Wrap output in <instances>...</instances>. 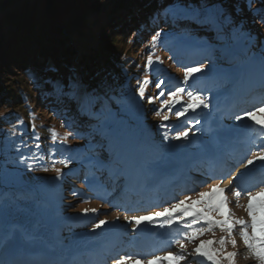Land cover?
Masks as SVG:
<instances>
[{
  "label": "rangeland",
  "instance_id": "1",
  "mask_svg": "<svg viewBox=\"0 0 264 264\" xmlns=\"http://www.w3.org/2000/svg\"><path fill=\"white\" fill-rule=\"evenodd\" d=\"M247 1L240 8L233 6L232 0L211 2L210 4H208L210 1L204 2L206 5L200 11L202 14L205 10L222 14L219 22L213 27L217 29L220 27V30H225V33L220 35L221 38L227 39L222 40L223 44L209 45L205 41H201L199 36L191 33H182L180 36L172 37L170 33L173 29H163L155 42L153 36L150 38L151 43L148 44L151 50H149L148 56L151 55L153 61H162V63H154L151 71L163 68L165 71L174 74L180 81L173 84V89L181 86L186 70V68H179L178 65L189 59L190 54L202 51L200 55L203 56V59L208 58L210 60V63L203 60L185 61L189 67L203 65L204 70L194 74L189 81V88L186 89V92L187 90H199L201 95L211 97L209 100L210 108H200L198 112L187 113L185 117L179 119L173 112L170 114L165 109L163 114L169 115V119L164 121L163 116L154 115V111L161 107L162 100L168 98L167 92L170 87L164 84L165 96L159 97L160 89H157L156 83H154L153 87L150 86V92L145 89L143 99L137 95L135 99L122 102L117 115L111 116V120L104 125V129L110 132V154L107 153V147H99L95 140L82 139L78 130L70 132L76 139L70 140L63 130L66 127L63 121L58 122L61 129L58 131L53 117L49 123L51 127L45 134L44 125L47 124V121L32 114V104L28 100L23 106L17 102L3 106L0 109V245L7 246L16 237L24 240L27 245L32 243L51 244L49 234L53 232L60 243V248L66 249L67 246L77 243L85 244L86 237L84 240H78L73 234L81 233L86 236L88 231L103 232L104 226L114 219H119L120 222L125 223V220L128 221V219L140 215L142 211L150 214L162 211L163 208L154 209L158 203V197L151 195L144 199L142 198L144 194L140 198L135 197L132 192H124L123 196L120 194L119 183L129 173L130 162L134 156L140 155L142 157L144 170L147 173L152 164L167 158L168 150L185 148L192 155L199 153L198 137L213 135L209 128L210 118L221 119L223 124H226L224 126L239 125L250 128L252 121L245 119L236 122L235 116L244 113L245 110L256 109V107L264 105L259 106L255 103L264 99V90L258 93L250 103H243L240 107L238 105L245 88L264 82V59L261 55L264 53V22L260 20L264 13H262L263 7L260 8L263 6L262 0L261 2L258 0ZM256 1L257 6L254 7ZM113 9L112 3L105 5L97 15L93 16L89 23L88 37L80 40L79 43L76 42L77 37H73L81 53L89 54L90 50H98L100 42L103 41L99 30L108 21L109 14ZM178 9L183 8H177L175 11ZM255 11L257 13H254ZM178 19L181 21L189 20L187 18ZM196 27L194 25V28ZM105 33L111 35L112 31H105ZM207 36L209 37V35ZM132 37L129 36V45L133 43ZM160 43H163L164 46H158ZM236 43H241L242 47L246 49L244 60L249 59L255 53L259 58V64L252 62L251 58L248 63H245V66L250 70L249 77L246 83L242 82L238 87L232 85L231 67L234 63L230 66L229 64L233 59L225 56L231 54V46ZM159 47L167 51L170 49L169 58L160 55ZM251 47L252 50H250ZM128 48L132 57L139 58L135 73L139 74L140 80L137 83H140L142 79L145 80V77L149 76V70L145 67L148 60L147 53L142 46L137 45L135 49ZM217 52L219 56L215 59L214 55ZM166 58L170 61L171 66L163 64ZM218 60L224 63L220 64ZM176 61L177 64L173 66V62ZM158 72L162 75H159L157 81L163 80L166 83L164 72ZM208 74H214L212 80L207 79ZM194 78L199 79L200 83H195ZM138 87L140 88L141 85ZM145 87L143 86V88ZM152 88L157 92V95L152 93ZM219 91H228V93L223 97H218ZM186 92L181 96V100L187 102ZM150 98L153 100L152 103H149ZM231 111L235 113H231ZM145 113L148 118L145 117ZM125 115H127L126 120L128 122L125 121ZM197 120L199 123L192 128L188 141L163 139L165 131L171 137L177 130L191 127ZM160 124H167L170 132L168 129L159 127ZM147 125H150V132L148 131L149 127H146L147 132L143 133L142 128ZM54 133L55 139L53 138ZM150 133L153 136L152 139ZM156 136L160 138L163 144L160 143L159 145L158 142L154 141ZM250 137H254V133H251ZM45 139L48 141L45 142ZM258 140L259 138L256 139V142ZM45 144L50 150L48 154H45ZM252 148L251 157L254 158L260 154L261 150L253 146ZM110 155L113 156V159H109ZM29 165L32 167L29 168ZM108 165L114 166V169L107 167ZM57 169L66 175L64 182H61L60 179H63L65 175L58 176ZM203 170L209 176L202 177L209 184L205 185L204 188L201 187L202 190L198 191L208 192L214 185L222 187L228 180L225 179L226 177L218 178L219 175L227 176L221 171L212 172L210 167L207 169L204 167ZM213 173H217V175L215 176ZM93 180L98 181L99 187L91 188L90 185ZM231 189L226 190L225 195L229 200L228 209L234 214L233 218L249 220L246 210L247 195L242 193L239 199V204L242 207H237V198ZM191 195L193 199H196V192ZM182 199L185 197L179 200ZM213 218L216 220L224 219L220 215H214ZM100 221L107 223L96 228L95 225ZM128 225L132 226L133 224L127 223L125 227H121L123 233L126 234L125 237L130 235ZM184 231L186 229L179 225L178 236H171L170 241L172 243L164 246L162 249L166 251L160 255L162 257L169 253L180 255L181 246L176 243L175 239L179 237L186 248L184 253L186 259L181 261V264H211L204 258L196 257L193 250L201 240L216 241L219 232L215 230L206 232L199 240L192 243L183 238ZM239 233L240 226L236 225L234 238L237 246L233 248L229 242L225 246V255L237 253L235 264H259V261L247 250ZM223 234L227 236V233L224 232ZM220 247L218 245L219 249ZM189 253L192 255H188ZM224 263L229 264L227 260H224ZM162 264L166 263L163 262Z\"/></svg>",
  "mask_w": 264,
  "mask_h": 264
},
{
  "label": "trees",
  "instance_id": "2",
  "mask_svg": "<svg viewBox=\"0 0 264 264\" xmlns=\"http://www.w3.org/2000/svg\"><path fill=\"white\" fill-rule=\"evenodd\" d=\"M218 1L223 0H0V109L28 100L35 116L47 121L45 134L53 117L58 131L63 121L70 129H81L85 139L103 140L102 123L138 95L139 58L128 47L142 46L148 55L150 38L160 30L197 34L194 25L201 29L202 24L173 19L172 13L181 7L201 11L204 2ZM232 1L238 8L248 2ZM111 3L114 9L99 30L103 41L98 50L81 53L73 37L77 43L88 37L93 16ZM167 58L163 64L170 66ZM73 79L79 82L76 89L69 87ZM146 81L149 92L152 80Z\"/></svg>",
  "mask_w": 264,
  "mask_h": 264
},
{
  "label": "snow or ice",
  "instance_id": "3",
  "mask_svg": "<svg viewBox=\"0 0 264 264\" xmlns=\"http://www.w3.org/2000/svg\"><path fill=\"white\" fill-rule=\"evenodd\" d=\"M264 3V0H262ZM221 13L219 12H209L205 10L202 14L197 9L186 8L178 9L172 13L173 19L176 18H187L193 20L195 23H209L217 24L220 20ZM261 22H264V16L260 18ZM159 35V33H157ZM155 42V38H154ZM262 59H264V53L261 54ZM154 63H162V61H153L152 56H148L146 69L152 70ZM204 70L203 65L187 67L184 73V79L181 82V86L176 87L167 92V99L162 100L161 107L154 111V115L163 116V120L167 121L169 115H164L165 109L168 113H172L175 109V115L179 119L185 117L188 112H196L197 109H209V100L211 97L201 95L199 90H187L189 88V81L192 79L194 74L200 73ZM148 83V81H144ZM165 82L159 80L156 82L155 87L160 89L158 96H165ZM59 87V86H58ZM69 87L76 89L79 87V82L73 79L69 84ZM187 95V102L181 100L183 94ZM145 89L141 86L138 89V95L141 99L144 98ZM153 100L150 98L149 103ZM180 105L179 108L176 106ZM260 117V118H258ZM250 120L254 125L259 126L264 130V105L252 110L247 111L242 114L235 116V121L240 122L241 120ZM199 123V120L195 121L191 127H185L184 129L177 130L175 134L169 137L168 132L163 133V139H172L175 141H188L189 133L192 128ZM159 127L168 128L167 124H161ZM55 139V133L53 135ZM257 161L264 162V146H261V152L259 155L252 159H247L246 167L254 165ZM67 163V162H65ZM29 168L32 166L29 165ZM47 171V169H44ZM58 176L62 175L59 169L56 170ZM246 173H241V177L245 176ZM233 180L237 178L232 177ZM233 195L237 198V207H242L239 204V199L242 193L247 195L248 204L246 206L247 214L249 220L234 219L233 213L228 209L229 200L225 195L226 189L220 185H214L210 191H196V199H193L192 195H186L185 199L178 200L172 203L168 207H164L162 211H156L149 215L144 216H134L128 219L129 224H135L137 227L147 222L148 224H154L159 220H165L166 225L171 228L174 224L180 225L186 231L183 232V238L189 242L195 243L200 239L202 235L206 232H213L215 229L219 228L221 231L227 233L226 237H222L218 241L201 240L200 243L194 248L193 252L196 257L204 258L206 261H210L211 264H224V260H227L229 264H235V257L237 253H227L225 255V246L230 242L232 247L237 246L236 239L234 238L235 226H240V236L246 246L247 250L255 257L259 264H264V177L261 179V185L257 191H252L243 188L239 181L233 185L231 189ZM95 211V210H93ZM87 214V211H85ZM214 214H218L224 219L216 220L214 219ZM107 223L106 221H100L95 225L96 228H100L101 225ZM194 225H200L199 227H193ZM135 230V229H134ZM181 246V254L173 255L169 253L166 256H154L151 259L141 258L139 256L126 255L115 261V264H162L166 261L167 264H181V261L186 259L184 253L186 252L185 245L181 240H177ZM219 244L221 247L219 250L212 247L214 244ZM188 255H192L189 253Z\"/></svg>",
  "mask_w": 264,
  "mask_h": 264
},
{
  "label": "bare ground",
  "instance_id": "4",
  "mask_svg": "<svg viewBox=\"0 0 264 264\" xmlns=\"http://www.w3.org/2000/svg\"><path fill=\"white\" fill-rule=\"evenodd\" d=\"M262 131V129L260 130ZM259 131V132H260ZM244 145V143L242 144V146ZM238 147V145H237ZM198 157H196L195 159H197ZM199 160V158H198ZM198 163V162H197ZM261 163V161H257V164ZM256 164V163H255ZM255 165H252L251 167H254ZM246 168V166H240L239 167V170L237 171V173L233 176H235L236 178L241 174V172ZM133 172V171H132ZM233 176H230V177H227L226 179H229L226 181V183L224 184V187L226 190H228L231 186H232V182L234 181L232 179ZM150 213H140L141 216H144V215H149ZM138 215V216H140ZM120 218V217H119ZM122 221V220H121ZM128 221L125 220V223L123 222H120L119 219H114L113 221H111L109 223V225L105 226L106 228V235H104L102 238L103 239H109V241L112 242V244L114 243H117V236L118 235H121V230L120 228L121 227H125L127 225ZM147 222H144L143 224H146ZM166 223V221H162V223H154L153 225L151 226H148L150 228H152L153 230H155V235L153 233V235H151L149 238H145V236L142 235V232L145 230L146 225L144 226L143 224H141L140 226H136L135 224L130 226L128 225L127 228L130 229V231L137 235L138 237H140L141 235L144 237V239H146L147 241V244L151 247V255L152 256H156V254L159 252L160 250V247L159 246H164L166 243H164V240H161V238L163 237H168L169 235H171V229H169L168 227H164V226H160V225H164ZM135 229V230H134ZM95 236H97L98 234H94ZM17 241L16 242H19L21 244V246L23 247L22 249V252L25 254H30L29 258L30 260L32 261H37L38 263H43L45 264V261L46 259H48V256L50 255L52 258H56L57 256H61L62 254H60V251L57 250L55 252L51 251V248L49 247L48 244L46 243H41V244H38V243H32L31 245H27V243L24 241V240H20L19 237H16ZM101 239V237L99 238ZM51 241H53V238L51 237ZM101 242V241H100ZM13 243V242H12ZM102 243V242H101ZM34 244V245H33ZM106 245V244H105ZM104 245V246H105ZM93 249V246H89V249L88 250H92ZM5 252V251H3ZM137 252V251H136ZM22 253V254H23ZM135 255L139 256V257H143V255H139V253H135ZM0 258H4L3 256ZM63 264H68L66 262V260H63L62 261ZM115 264V261L114 263Z\"/></svg>",
  "mask_w": 264,
  "mask_h": 264
}]
</instances>
